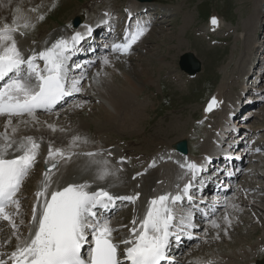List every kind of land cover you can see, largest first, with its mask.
Wrapping results in <instances>:
<instances>
[{
  "label": "snow or ice",
  "instance_id": "1",
  "mask_svg": "<svg viewBox=\"0 0 264 264\" xmlns=\"http://www.w3.org/2000/svg\"><path fill=\"white\" fill-rule=\"evenodd\" d=\"M8 3L11 5V0ZM11 6V22L0 24V118L4 121L3 131H0V221L10 226L16 244L8 259H0V264H162L168 259L173 239L179 241L185 232L191 238L189 230L196 227L193 211L183 207L185 199L194 200L191 189L202 171V165L195 162L180 164L186 171L179 179L188 177L186 182L182 186L176 183L174 192L166 191L149 199L142 215H134L130 225L120 226L127 229L126 233H121L103 212L115 207L116 201L135 204L140 193L113 195L104 188L91 190L88 181L62 186L52 179V171L57 169L59 161L71 160L74 155L88 157L90 165H97L96 180L103 181L121 171L110 169L107 159H96L103 156L102 152H72L79 143H88L77 135L67 151L49 146L45 163L51 167L43 172L27 224L21 218L20 193L40 149V143L32 136L20 135L21 126L39 124V112L51 113L66 97L82 91L80 84L85 73L81 72L80 78L70 76L69 61L93 29L87 26L83 33L77 31L56 39L50 47L26 56L18 46L17 35H26L35 24L21 5ZM44 18L43 15L35 17L37 21ZM211 23L218 25V20L213 17ZM146 32V27L137 24L134 32L126 34L125 42L110 45L111 52L129 54ZM101 63L109 64V57H101ZM218 104L212 97L205 111H213ZM47 126L54 132L57 130L55 125ZM223 219L230 226L227 214ZM210 224L220 228L216 219L210 220ZM21 226L26 227V234L21 232Z\"/></svg>",
  "mask_w": 264,
  "mask_h": 264
},
{
  "label": "rangeland",
  "instance_id": "2",
  "mask_svg": "<svg viewBox=\"0 0 264 264\" xmlns=\"http://www.w3.org/2000/svg\"><path fill=\"white\" fill-rule=\"evenodd\" d=\"M20 1H18L19 5L21 4ZM202 2H204V4H201ZM262 2V0H155L156 4L154 8L158 9V11L154 15H149V19L152 21L150 22L151 24L148 25L150 30L156 29L155 35L152 37L151 35L150 37L144 35L145 38H143L139 46L140 48L138 47L139 49H135L132 47L130 53L127 55L111 53L110 47H107L108 51L106 52L108 55L110 53L112 57H121V62L123 61L126 63L129 71L135 75L136 81L142 83L141 85L143 86L145 84L139 96L141 99H137H140L144 103V107H142L141 110L139 109L140 112H144L143 117L134 119L135 123L133 124H140L135 127L136 130L133 134H128L129 132L127 133L126 131H116L110 127L109 131H107L108 134L104 132L105 136L101 138L104 137L103 139L109 142L111 137H114V141L110 143L116 144L119 142L124 148L128 145L139 147V132L152 138L155 129L159 130L165 125L167 126V123L176 124V121L179 120L178 124L181 127L180 129H185V131L181 133V130L179 131L175 126H171L172 139L175 140L181 136L188 138V141L191 143L192 155L199 158V156L201 157L200 153L203 149L202 146L207 139L206 130L209 128V126L200 123L201 120L204 119V105L219 91L218 88H220L221 82L228 81L227 84L230 86L229 89L226 87V90H223L224 97L226 95V104L231 105L233 103L232 105L235 106L236 102H240L239 98L242 96L243 91H246L248 94L246 101L242 104L243 108L240 109L241 111L236 117H239V120H244L242 118H246V123L255 128V131L248 132V137L242 140L243 145L246 144V139H254L259 132H262L259 140L264 141V5ZM128 3L129 0H70V2L67 0H39L31 6H24V8H26V15H30L32 22L35 24V28L29 30L26 35L29 37L32 35V40L34 41L38 33L43 34L53 29L68 27L67 25L72 26L75 16L80 17L81 22H95L97 18L95 17L96 13L100 12V10V13L104 12V8L114 9L116 7L121 15L124 13L121 8L127 7ZM33 8H36L37 11L32 12L31 9ZM12 12V6H7V8L4 9V13L0 16V24L5 22L10 23ZM145 14L148 16L147 13ZM38 15H43L45 17L44 20L37 21L35 17ZM215 15L221 20V25L218 26V28L221 29L215 32L203 31L205 28H208L211 17ZM95 23L101 24L103 21L100 19ZM83 27L84 25L81 26V28ZM116 28L117 27H115L114 30H107V28L104 27L102 29L99 28L100 30H95L93 32L94 35H92L94 36V40L90 41L88 46L84 45L85 48H83V50L85 49V52L81 53L80 56L92 58L94 62L90 74L93 69H100L101 67L108 68L107 65H101V63H99L100 61H97L99 55L104 54V51L96 48L98 46H108L109 43L104 42V40L106 36L114 32ZM166 33L172 36L170 41L166 40L165 37L162 38V35H166ZM82 44L83 43H81V45ZM91 46L93 48H91ZM141 49L146 50L145 52L147 53L141 52ZM90 50H92V52H90ZM191 51L194 52L196 57L201 61L202 67V71L193 77L185 73L179 65L181 55ZM145 55H150V59L149 57L145 58ZM145 61L147 63H144ZM141 68L150 69V82L146 80L143 82ZM87 80L88 77L82 81L83 86ZM246 85L249 86V88H247L249 90L245 88ZM82 90L89 92L87 86H84ZM240 90L242 91L241 93ZM79 101L85 105H93L95 103V101L87 96H80ZM79 101L74 104H80ZM72 104L73 103L69 102V105L66 107L62 109L58 107V109H55L50 114L41 112H39V114L53 116L58 112L57 114L60 116L61 112L71 110ZM81 108L82 107H78L75 109L76 112L74 113L73 109L71 114H69L68 120L80 121L84 119L87 120V122H91L83 128L85 131L80 130L81 132H78V136L83 139L89 138L88 140L96 144L97 139H95L96 134L94 132L96 123L92 121L91 117L89 118L90 111H85ZM254 110L256 111L255 115H248L249 111ZM220 111L221 110L216 111L214 115L209 117V119L214 121L207 122V125L210 123V128L212 130V126L215 128L222 117ZM58 117L55 116L53 118ZM2 120L3 119L0 118V121ZM146 127L149 128V133H147ZM194 129L196 130L195 132L198 131V134L195 135L193 133ZM212 130L208 129L209 134L212 133ZM244 133L246 134L244 131L240 132L241 138L245 136ZM125 134L127 136H125ZM164 134L165 133L161 131L160 136L157 138L158 140H156L154 144H151V146L155 148L153 147L150 153H154L157 149L159 150L165 146V139L168 140V136ZM193 134L195 138H193ZM251 135L254 136V138H252ZM121 140L122 144L120 143ZM248 144L249 143L246 145ZM115 148L118 147L115 146ZM237 149L238 148L235 149V153L238 152ZM244 157H248V154ZM250 157H248L247 160H250ZM233 164L235 165L234 162ZM252 164H254L258 170V162H250V164H246L243 167L244 169H248ZM138 167H142V165ZM38 172L39 164L35 166L34 175H37ZM245 173L246 175L243 176L244 178L237 181V184L234 186L233 189H235V191L232 192L231 197L233 199H241L243 194L247 197V193L249 196L257 194L259 197H263L259 192L261 191V193H263L264 190L256 189V187L264 186V178H262V176L253 175L252 173ZM27 180L30 183V179ZM25 182L26 180L23 185V188H26L23 191L24 193L29 189V183ZM244 186H248L250 189L244 192ZM252 196H254L251 197V199L255 205L258 198H256L255 195ZM210 197L211 195L209 198ZM26 199L27 197H24L20 200L24 202ZM233 199L230 201L226 199L223 200L224 203L228 202L226 203L227 207L223 205V211L221 210L222 212L220 211L219 214L211 218V220L216 219L217 223L220 221V228H213L209 222L208 227L204 229L202 240L200 239V242L197 241V243L195 241V245L189 248L185 256L179 259V261H176V264H180L181 262L182 264H194L192 259L217 251H225L227 254L230 253L224 258L227 259L225 261L226 264H256V260L257 262L264 260V200H259L263 204L256 203L258 209H255V211L252 210V208L250 209V207L242 210H233L234 208L231 207V205H237V202H235L236 200L234 199L233 201ZM23 214H25V210ZM226 214L231 221L230 226L222 222ZM124 216H126L125 212H123L121 216L110 220L111 222H123L122 225H127L124 224ZM1 228H4L3 224ZM225 229H227V234H225ZM228 238H233V241ZM5 244L9 246L12 245L11 241L7 240ZM251 245L255 248V251L254 253L252 251L248 257L243 256V254V257L239 256V254H232L234 250L239 252V248H248ZM215 255L218 256V254ZM215 255L213 254V256ZM230 256L232 257L231 259ZM215 258L219 259L223 258V256L219 254V256Z\"/></svg>",
  "mask_w": 264,
  "mask_h": 264
},
{
  "label": "bare ground",
  "instance_id": "3",
  "mask_svg": "<svg viewBox=\"0 0 264 264\" xmlns=\"http://www.w3.org/2000/svg\"><path fill=\"white\" fill-rule=\"evenodd\" d=\"M18 1H20V0H11V5L18 4ZM37 1H39V0H21L20 5L23 6V8H24V6H31L35 2L37 3ZM67 1L70 2V0H67ZM262 1H263L262 4L264 5V0H262ZM155 4H156L155 0L145 1V2H141L138 0H129V3L127 4V8H128L127 11L131 12V10L136 8V6H140V8L145 7V8H147L146 11L151 16L152 14L153 15L156 14L158 11V9L154 8ZM201 4H204V2H202ZM11 5H9L8 0H0V16L4 13V9H6L7 6H11ZM149 6L150 7L152 6V7L150 8ZM100 8H101V6H100ZM119 8H121V7H119ZM24 9L26 10V8H24ZM104 9H105L104 12L100 13L101 12V10H100V12H97L95 15V17H97L95 22L101 19L103 21V23H102L103 25L100 24V25L96 26V23L93 21L94 27H98L96 30H100L104 27H106L107 30H109V29L114 30L115 27H118L117 19H121L122 17H121V15H117L118 9L116 7L114 9H109V8H104ZM133 13H134V11L131 12L130 14L133 15ZM27 14H28V12H27ZM75 17H77V16H75ZM214 17L218 20V25H214V26L209 25V28H205V30H203V31L212 32V31L221 29V28H218V26L221 25L220 18L217 15H215ZM154 20H153V23H154ZM151 21L152 20H150V19H148V22L145 19L139 20L140 26L147 28V32L145 35H148L149 37H150V35H151V37L153 35H155L154 33L156 31V29H151V30L149 29L148 25L151 24L150 23ZM146 22H147V25H145ZM111 23H112V25H111ZM67 24H69V23H67ZM67 26L68 27L53 29V30L44 32L43 34L38 33L36 35L37 38L34 41L32 40V37H33L32 35H30V37L28 35H17L18 46L21 48V50L27 56L29 54H32L33 51L39 52V51L44 50L46 47H50L51 44L54 43L56 39H59L61 37H68L77 31L82 32V33L86 31V28H81V26H79L78 28H75V29L71 28L72 26L70 27V25H67ZM212 27H213V30L210 29ZM79 28H81V29H79ZM92 35H94L93 32L90 36L86 37V40H84L82 42L83 43L82 45L79 44L77 46L76 51L72 54L71 61H74L75 59H78L81 57L80 54L85 52V49L83 50V48H85L86 45L88 46L90 41L94 40V38H93L94 36H92ZM107 37H108V35L106 36V38ZM163 37H165V39L168 41H170V39L172 38V36L168 35L167 33H166V35L163 34L162 38ZM143 38H145V37L144 36L141 37V39L135 45H133V48H135V49L138 48L141 45ZM110 45L111 44L109 43L108 47H110ZM92 46H91V48H93ZM145 51L146 50L141 49V52L147 53ZM104 55H107L109 57V60H110V63L107 64L108 68L101 67L100 69H93L92 73L90 74L92 67L87 68V65H85V63H81L79 65H81V69H83V70H81V71L79 70L77 72H73V74L72 73L70 74V76H72V77L80 78L81 72L85 73L84 78L81 79L80 87L83 86L82 81L88 77V80L86 81L84 86L85 87L87 86L89 88V92L82 90L77 94L78 95L80 94L81 97H84V96L90 97L91 100L95 101V103L93 105L92 104L85 105V104L81 103V101H79V100L78 101L80 102V105L82 104V106H81L82 110L90 111L89 112V118L91 117L92 121L94 123H96V129L94 132L96 134L95 139H97L96 140L97 142L95 144V143H92L91 140H88L89 139L88 138V139H86L88 141V143H79V145L75 148H72L71 151L75 152V153L97 152V151L102 152L103 156L97 157L96 159H107L110 162L109 163L110 169H113V170L120 169L121 171H118L115 176L107 177L103 181L96 180L95 175L97 172V165H90L88 157H85L83 155H80V156L74 155L71 160H68V161L60 160L59 161L57 169H53V171H52V179L54 182H59L62 186L66 185L69 182L83 183L85 181H88L92 185L91 190H96L98 188H104L107 191H109L110 193H112L113 195H134L137 192L140 193V197L135 202V204L131 205L125 211V215H126V213H127V215L124 216L125 217L124 224L130 225V221L132 220L134 215H137V214L142 215L143 214L144 207L146 206V203L149 199H151L152 197H154L157 194H162L166 191L174 192L176 190L175 189L176 183L185 182L187 180V177H185L184 179H179V177L186 171V169H181L179 167V165L182 163L174 161L173 156L178 155V152L176 151V145L178 144L177 141H180L182 139H186L188 141V138L181 136L182 138L179 137L175 140L172 139L171 129H170L171 126H175L176 129H179V131L181 130V133H184V131H185V129H180L181 127L178 124L179 120L178 121L175 120L176 124L167 123V126L165 125L164 127L160 128L159 130L155 129L154 133H153L154 136L152 138H149L148 136L139 132L138 133V142L140 144L139 147H136V146L134 147L133 145H131V146L128 145V146H126V148H124V147H122V145L119 144V142H117V140H116V142L118 144L117 143L116 144L110 143V142L114 141L113 140L114 137L113 138L111 137V140L109 142L105 141L103 139L104 137L101 138L102 136H105L104 132L107 133V131H109L110 127L116 131H123V132L126 131L127 133L129 132L128 134L134 133V131L136 130L135 127H137L140 124V123L139 124H133V123H135L134 119L135 118H142L143 114H144V112H140L141 108L144 107V103H143V101L140 100L141 98L139 96L145 87L144 83H143L144 84V86H143V85H141L142 83H138L136 81L135 75L133 73H131V71H129L126 63H124L123 61L121 62V60H122L121 57H117V56L112 57L110 53H109V55H108V53H104L102 55H99V57L97 59V61H100L99 63H101V57H103ZM147 57H149V59H150V55H145V58H147ZM81 59H92V58L81 57ZM80 61L82 62L84 60H80ZM73 63L74 62H72V64ZM144 63H147V62L145 61ZM76 64L77 63H75V65ZM101 65H104V64L101 63ZM97 73H99V75H97ZM141 74L143 77V82H145V80L147 82H150L149 81L150 80V69L141 68ZM120 79H122V80H120ZM227 82H224V81L221 82V86H220V88H218L219 91L214 96L219 102L218 106H216L214 108L217 109L220 107L219 110H221L220 113L222 114V117L218 121L217 126L212 130V133L209 134V136L205 140V142L202 146L203 147L202 152L200 153L201 157L199 156V158H196L194 156L198 161L203 160L207 155L219 157L215 163H208V165H207V171L205 174L207 177H210V179H213V176H212V173H213L212 169L213 168L218 166V167H224L226 169H230L231 167L236 166L235 161L231 162L228 159L223 157L222 154H224L226 151L234 152L235 149L237 148L236 145H238V144H239V148L237 150H238V152L241 153L242 156L244 155V152H249V151L253 152L255 150V147L250 146L252 139H248V140L246 139L245 143L246 144L249 143L248 145H246V144L243 145V141H242L244 138L248 137V135H249L248 132L249 131H255V128L251 127L248 123H246L247 122L246 118H242L244 120H241V119L239 120V117H236V116L234 117V114L237 116L239 115V110L243 108L242 104H243V102L246 101L248 94L246 91H243L242 96L239 98L240 102L239 103L236 102L235 106L232 105L233 103L231 105L226 104L225 103L226 95L224 97L223 90L226 87L229 89L230 86H228ZM247 85L245 86L246 89L249 88V86H247ZM83 87H81V89ZM247 90H249V89H247ZM228 92H230V91H228ZM228 92H227V94H228ZM138 98H140V99L137 100ZM209 102L210 101H208L205 104V108L207 107ZM75 105L76 104L73 103L71 108H70L71 110H66V111L61 112L62 116L61 115L59 116V114H57L58 112H56L53 116H50V115L44 116L43 114L38 113V117H39V121H40L39 124L29 125L27 127L21 126L20 135H30L38 143H40L39 155H38L36 163H35V164H39V172L37 175H34V172H35V166H34L30 172V175L28 176V178H26V182H25V183H29L27 179H30L29 189H27V191L24 193L23 191L26 188L25 189L22 188L21 193H20V199L27 197V199L24 201V203H21V205H22V207H21V218H23L25 220V224H27L28 219L30 218V210H31V207H32L34 200H35V192L40 187V181L43 179V172L45 171V169L51 167V164L45 163V160L48 158L47 154H48L49 146L51 145L53 148H62V149H65V151H67L68 146L72 141V138L74 136H77L78 132L80 130H83V128L86 125H89L91 123L89 121L87 122V120H84V119H82L80 121H74L72 119L68 120L69 114H71V111L74 109L73 110V113H74V112H76L75 109L78 108V107H75ZM205 108L203 109V114H204V117H208V118L211 115H214L216 111H218V109H217V110L212 111V112H206ZM232 110H233V115H231ZM255 113H256L255 110L249 111L248 115L249 114H250V116L255 115ZM47 114H50V113H47ZM55 116H57V117L59 116V117L53 118ZM73 117H76V116H73ZM3 124H4V121L3 120L0 121V131H3ZM49 124L55 125L57 130L55 132L52 131L47 126ZM209 125H210V123H209ZM61 129H63V131H61ZM146 130L148 131L147 133H149L148 127H146ZM160 130L163 131L166 134V136H168V140L165 139L167 142V144L165 142V146H167V148L159 149V150L157 149L156 152L150 153V151L154 147V146L152 147L151 144H154L155 141L158 140L157 138L160 136V132H161ZM83 131H85V130H83ZM242 131L246 132V134L244 133L245 136L243 138H241L242 136H240V132H242ZM125 136H127V135L125 134ZM116 138H120V137H116ZM252 138H254V136H252ZM82 140H84V139L82 138ZM120 143L122 144V140L120 141ZM115 146L118 148H115ZM188 150H189V157L193 158V155L191 152L190 141H188ZM238 152H236V153H238ZM109 153H110V155H109ZM149 155H150V158L147 159L146 156H149ZM250 156H251L250 160H252L253 154H250ZM255 156H257V159H258L255 161V162H258V166H259L258 170L255 167L256 164L254 163L255 165L252 164L251 166L248 167L247 170L241 169V170L237 171L238 174L245 171L248 173H252L253 175L262 176V178H264V166H263L264 154L258 153V154H255ZM164 157H168L170 159L164 161L163 164L161 162L156 164L157 160H160L161 158H164ZM147 160H149L150 163L147 162ZM185 161H187V160H184L182 162H185ZM233 162L235 163V165L233 164ZM140 165H142V167H138ZM135 168H137V169H135ZM254 170H256V171H254ZM136 173H142V175H138L137 177H135L134 175ZM221 175H223V174H221ZM133 177H135V179H133ZM217 177H221V176L218 174ZM247 179H248V177H247ZM247 183H249V182H247ZM210 184H212V181L210 182ZM210 184L206 188L204 187L205 192L209 191L212 188L215 189V187H211ZM55 186H56V183L53 184V187H55ZM244 189H245L244 192H246L248 189H250V187L244 186ZM256 189H259V190L263 189L264 190V186H257ZM256 193H258V192H256ZM259 193L263 197H259L257 194H252V195H255V197L258 198V201L256 203L263 204L259 200H264L263 199L264 198V195H263L264 192L261 193V191H260ZM247 195L248 196L245 197V195L243 194V197L241 199H239V198L235 199L234 198L236 200L235 202H237L236 203L237 207L234 208L233 210H236V209L242 210V209H247L249 207H250V209L252 208V210L258 209V207L256 206L257 204L255 203V205H254V203L252 202V199H251V197H254V196H252V195L249 196L248 193H247ZM216 198L219 201L221 199V197H219V196ZM223 199L225 200V198H223ZM232 199H233L232 197L226 198L227 201H230ZM234 199H233V201H234ZM226 203H228V202H226ZM261 206H259V207H261ZM24 210H25V214H23ZM17 222L19 223V220H17ZM222 222L225 223L224 221H222ZM122 223L123 222H114V221L111 222L112 226H114L116 228H120ZM2 224L4 225V228H2V229H6V230L0 231V259L7 260L8 255L11 253V251L14 250L16 240L14 237L11 236V228L7 224V222L1 221V225ZM218 224H220V221ZM1 225H0V228H1ZM20 230H21V232H23L25 234L27 232V229L25 226H21ZM120 232L126 233L127 229L120 228ZM200 232H202V231H200ZM197 233L200 234L198 231H197ZM228 239L233 241V238H228ZM6 240L11 241L12 245L9 246V245L5 244ZM243 240H244V238H243ZM194 243H195V241H193L192 245H195ZM238 243H239V241H238ZM247 243H248V240H247ZM185 245H186V241H184V242H182V244H180V246H182V247H184ZM239 250L240 251L237 252V250L233 251V249H232L233 252L232 251L231 252H232V254H236V255L239 254V256H242V254H243V256L248 257V255L252 251L254 253L255 248L251 245L248 248H246V247L241 248V249L239 248ZM213 254L214 255L218 254V256L220 254V256H223V258L214 259L213 257H218V256H216V255L213 256ZM228 254H230V253H228ZM228 254L225 251H221V252L217 251V252H213L211 254H205V256H202V257L194 258V259H192V261L194 262V264H207L208 261H211V264H226L225 261L227 259H224V258ZM231 256H230V259L232 258ZM230 264H232V263H230ZM259 264H263V262H259Z\"/></svg>",
  "mask_w": 264,
  "mask_h": 264
},
{
  "label": "water",
  "instance_id": "4",
  "mask_svg": "<svg viewBox=\"0 0 264 264\" xmlns=\"http://www.w3.org/2000/svg\"><path fill=\"white\" fill-rule=\"evenodd\" d=\"M140 1H153V0H140ZM74 26H78L80 24V17H75L73 19ZM180 68L185 72L195 75L196 73L202 70L201 61L196 57L194 52H186L181 55L180 60ZM178 148L183 151L187 152V142L185 140L178 143Z\"/></svg>",
  "mask_w": 264,
  "mask_h": 264
}]
</instances>
